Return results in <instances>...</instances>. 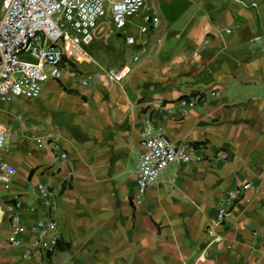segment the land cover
<instances>
[{"label":"crops","instance_id":"crops-1","mask_svg":"<svg viewBox=\"0 0 264 264\" xmlns=\"http://www.w3.org/2000/svg\"><path fill=\"white\" fill-rule=\"evenodd\" d=\"M145 8L158 26L144 48L124 43L144 11L124 35L110 23L95 32L96 42L109 34V52L114 37L123 44L117 66L101 68L107 56L82 47L75 68L88 86L63 73L36 100L0 102V166L15 169L0 183V264H264V0H145ZM122 65L128 74L110 81L105 71ZM198 94L208 99L194 108L176 103ZM146 120L188 146L191 161L166 168L135 201ZM39 184L55 194L58 240L50 254L22 259L8 244L4 208L16 198L25 228L45 218ZM243 184L227 207L225 194ZM220 206L227 214L215 225Z\"/></svg>","mask_w":264,"mask_h":264},{"label":"built area","instance_id":"built-area-1","mask_svg":"<svg viewBox=\"0 0 264 264\" xmlns=\"http://www.w3.org/2000/svg\"><path fill=\"white\" fill-rule=\"evenodd\" d=\"M1 4L0 102L16 98L36 100L43 84L48 80L59 81L63 73L71 79H78L82 87L88 86L87 77L80 75L75 66L77 58L82 55V47L88 46L95 38L96 30L105 26L100 22L105 17V8L109 10L110 32L115 35H122L130 24L129 20L144 11L142 24L134 27L131 24L134 34L124 36L127 46L146 47L148 33L158 26V18L148 13L145 0H0ZM136 59L133 57L132 61ZM128 72L129 67L122 65L117 69H107L105 75L110 81L119 83ZM217 95L213 91L208 97ZM208 97L198 94L180 98L176 103L185 111ZM4 142L0 126V151L4 149ZM48 145L52 149L57 148L53 143ZM37 146L40 147L41 143ZM138 149L135 201L156 183L169 165L179 166L191 161L187 155L188 146H174L169 139L154 131L148 120L139 134ZM58 158L64 159L65 154L59 153ZM14 173L11 165L1 164L0 183L4 189ZM247 189L248 184L236 187L225 194L223 203L231 207ZM37 192L48 212L45 218L34 221L28 228L20 223V202L16 198L4 208L10 229L8 244L11 248L22 249V259L50 254L58 240L56 223L51 215L55 194L42 184L37 185ZM226 214L227 209L220 206L215 213V225L220 224ZM206 233L210 236L211 229Z\"/></svg>","mask_w":264,"mask_h":264},{"label":"rangeland","instance_id":"rangeland-1","mask_svg":"<svg viewBox=\"0 0 264 264\" xmlns=\"http://www.w3.org/2000/svg\"><path fill=\"white\" fill-rule=\"evenodd\" d=\"M2 10H3V6L1 4L0 5V13H2ZM99 20H98V22H99ZM100 22L107 23V25L109 24V10H108V8H105V17L103 19H101ZM104 35H109V34H104ZM104 35L100 36L99 40L97 42L93 39V41L90 43V44L96 43V51L95 52L94 51L92 52V50L91 51L89 50L90 44L86 48V52H88V54L90 56L93 57V54L95 53V57H94L95 59H96V57H100L98 52H100V54H102L104 56H107L106 59H100L99 58L100 61H99L98 65L103 69L117 66L118 64H120L121 60H123L126 57V49L123 47V44L120 41L115 40L116 37H114V36H112V37H114L113 38L114 41L111 42L112 52L111 51L109 52L106 43L103 42L104 41ZM97 50H98V52H97ZM24 58H28V57L24 56ZM171 166H173V165H169L167 168H169ZM0 191H3V189Z\"/></svg>","mask_w":264,"mask_h":264}]
</instances>
